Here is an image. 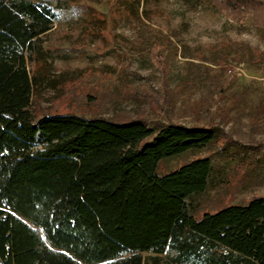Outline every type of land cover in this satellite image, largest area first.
Wrapping results in <instances>:
<instances>
[{
	"label": "trees",
	"instance_id": "1",
	"mask_svg": "<svg viewBox=\"0 0 264 264\" xmlns=\"http://www.w3.org/2000/svg\"><path fill=\"white\" fill-rule=\"evenodd\" d=\"M223 5L257 15L264 0ZM55 17L48 0H0V264H147V252L157 263L264 264V196L198 216L192 198L213 185L212 157L162 170L214 144L217 127L35 119L30 63Z\"/></svg>",
	"mask_w": 264,
	"mask_h": 264
},
{
	"label": "rangeland",
	"instance_id": "2",
	"mask_svg": "<svg viewBox=\"0 0 264 264\" xmlns=\"http://www.w3.org/2000/svg\"><path fill=\"white\" fill-rule=\"evenodd\" d=\"M48 1L54 26L30 63L39 76L35 119L75 113L215 126L214 144L162 170L212 157L213 185L192 198L198 216L264 196V6L255 15L223 7L227 0ZM153 255L145 253L147 264H176Z\"/></svg>",
	"mask_w": 264,
	"mask_h": 264
}]
</instances>
